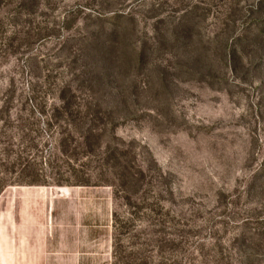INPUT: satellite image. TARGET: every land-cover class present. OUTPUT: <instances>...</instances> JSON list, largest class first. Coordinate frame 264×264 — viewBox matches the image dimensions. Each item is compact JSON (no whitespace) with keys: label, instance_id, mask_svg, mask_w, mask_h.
<instances>
[{"label":"rangeland","instance_id":"rangeland-1","mask_svg":"<svg viewBox=\"0 0 264 264\" xmlns=\"http://www.w3.org/2000/svg\"><path fill=\"white\" fill-rule=\"evenodd\" d=\"M0 250L264 264V0H0Z\"/></svg>","mask_w":264,"mask_h":264},{"label":"crops","instance_id":"crops-1","mask_svg":"<svg viewBox=\"0 0 264 264\" xmlns=\"http://www.w3.org/2000/svg\"><path fill=\"white\" fill-rule=\"evenodd\" d=\"M1 251V250H0ZM2 254V253H1ZM0 258H2V257H0ZM3 262H4V260H3ZM0 264H3L2 262L0 263Z\"/></svg>","mask_w":264,"mask_h":264}]
</instances>
